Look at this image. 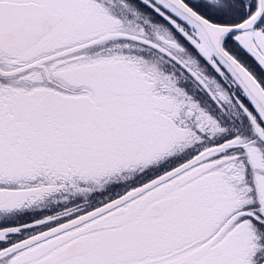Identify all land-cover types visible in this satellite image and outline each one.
Instances as JSON below:
<instances>
[{
    "label": "snow or ice",
    "instance_id": "obj_1",
    "mask_svg": "<svg viewBox=\"0 0 264 264\" xmlns=\"http://www.w3.org/2000/svg\"><path fill=\"white\" fill-rule=\"evenodd\" d=\"M0 264H264V0H0Z\"/></svg>",
    "mask_w": 264,
    "mask_h": 264
}]
</instances>
